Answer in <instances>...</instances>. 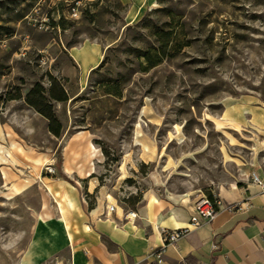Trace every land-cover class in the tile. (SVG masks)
I'll use <instances>...</instances> for the list:
<instances>
[{
	"label": "rangeland",
	"instance_id": "1",
	"mask_svg": "<svg viewBox=\"0 0 264 264\" xmlns=\"http://www.w3.org/2000/svg\"><path fill=\"white\" fill-rule=\"evenodd\" d=\"M80 12L73 18L70 6L55 8L52 0H0V146L12 160L2 166L5 178L0 171V264L58 261L39 263L57 249V238L41 231L39 220L63 219L70 234L77 217L57 215L60 198L45 189L56 181L74 194L78 188L93 209L97 199L116 205L120 216L150 183L208 197L204 191L238 178L244 165L264 172V0H94ZM171 29L184 47L145 71L154 35ZM87 44L102 48V65L80 75L66 51ZM50 77L69 97L52 103L64 148L41 174L31 168L23 175L13 166L14 140L43 148L59 143L44 118L23 100L7 98L16 89L25 96L36 83L48 89ZM89 145L98 150L93 157ZM140 159L153 162L144 166ZM126 161L138 164L137 172ZM63 164L75 173L93 164L92 176L65 177ZM25 178L30 187L15 195L11 188ZM88 185L97 187L89 198Z\"/></svg>",
	"mask_w": 264,
	"mask_h": 264
},
{
	"label": "crops",
	"instance_id": "2",
	"mask_svg": "<svg viewBox=\"0 0 264 264\" xmlns=\"http://www.w3.org/2000/svg\"><path fill=\"white\" fill-rule=\"evenodd\" d=\"M121 1L125 4L129 2ZM73 48L66 53L80 75L94 72L96 69L90 58L98 62L102 48L97 44L76 48L80 56L78 59L72 55ZM85 48H88L90 57L83 62L81 57L84 56ZM57 58L56 67L60 63ZM62 73L67 76L65 72ZM17 140L12 143L15 159L13 166L23 175L32 174L33 171L37 175L41 174V166L46 165L48 160L53 161V153L56 154L64 148L59 139H55L59 144L52 148H43L29 142L27 138ZM145 154L150 156L152 153L148 150ZM152 162L140 159L138 164L147 166ZM138 164L130 167L126 161L125 167L134 173L137 172ZM66 167L68 166L63 164L61 172L68 177ZM170 170L168 168L164 172ZM81 171L87 172L85 169ZM240 173L238 178H225L204 192H208L211 197H217L225 206L249 201L244 210L237 213L220 211L211 223L189 231L174 245L163 244V231L188 228L194 203L204 194H191L185 189L179 191L168 184L162 187L150 183L152 186L141 193L138 202L128 210H120L119 216L116 205L115 213L109 214L107 207L113 205L97 199V206L102 202L103 208L89 209L77 187L74 194L67 191L66 186H62L61 191L69 194L75 201V209L66 213L76 215L77 229L70 233L71 241L68 239V232L59 229L58 237H52L53 240L57 238L56 251L47 252L39 263L59 256L55 264H264V193L252 184L251 179V176L255 175L264 180V172L244 165ZM74 175L80 182L87 180L80 178L75 172ZM57 182L65 181L59 180L51 185L60 190ZM96 190V186L93 185L90 189L88 185L85 194L92 196ZM127 211L137 213L139 225H132L130 220L124 219ZM57 215L61 216L58 207ZM85 251H88L89 255L85 256Z\"/></svg>",
	"mask_w": 264,
	"mask_h": 264
},
{
	"label": "trees",
	"instance_id": "3",
	"mask_svg": "<svg viewBox=\"0 0 264 264\" xmlns=\"http://www.w3.org/2000/svg\"><path fill=\"white\" fill-rule=\"evenodd\" d=\"M171 16L173 15L170 13ZM179 33L183 30V25L178 23ZM158 38V41H155L157 44L149 47L145 52L143 59L145 62V71L151 70L159 66L163 60L167 57L168 52L175 51L179 52L184 45L180 44L179 40L176 39L177 32L174 29L168 31L162 35H154ZM102 63L99 65L100 68ZM49 88L45 89L41 84L36 83L29 92L23 96L19 89H16L15 94L10 95L8 101H19L23 100L25 104L31 107L37 114L44 118L47 122V130L51 136L56 139L62 137V125L60 121L54 114V108L52 103H66L69 100V97L64 89V87L56 79L49 78ZM89 198L88 195H86ZM208 198L212 199L211 196ZM139 198L128 200V204L131 206L138 202ZM132 203V204H131ZM90 209H93L92 205H89Z\"/></svg>",
	"mask_w": 264,
	"mask_h": 264
},
{
	"label": "built area",
	"instance_id": "4",
	"mask_svg": "<svg viewBox=\"0 0 264 264\" xmlns=\"http://www.w3.org/2000/svg\"><path fill=\"white\" fill-rule=\"evenodd\" d=\"M94 0H52L54 7L56 8L57 4L63 3L67 7L71 8V17L76 18L80 15V9L84 6V3H92ZM47 173L52 174L53 169L47 168ZM253 184L258 187V189L264 193V180H260L257 176L252 175ZM249 201H246L244 204L234 205V206H225L222 202L215 196L212 199L208 197H200L193 206L192 215L189 220L188 228L178 230V231H163L162 241L164 245H174L177 241L186 235L189 231L193 229H198L206 224L211 223L216 215L220 211H225L228 213H237L244 210V207L248 204ZM116 207L108 206L107 213L114 214ZM125 220H130L132 225H139L137 213L134 211H127ZM84 255H89L88 251L84 252Z\"/></svg>",
	"mask_w": 264,
	"mask_h": 264
},
{
	"label": "bare ground",
	"instance_id": "5",
	"mask_svg": "<svg viewBox=\"0 0 264 264\" xmlns=\"http://www.w3.org/2000/svg\"><path fill=\"white\" fill-rule=\"evenodd\" d=\"M72 55L76 59H78L80 57L78 49L73 48L72 49ZM83 55L84 56H82L81 58H82L83 62H85L86 59L88 57H90L88 48H85ZM90 61L94 64V69H97L101 63L100 61H102V55L98 56V62L93 61L91 58H90ZM261 146L264 149V141L261 143ZM88 152H89L90 156L93 157L98 152V150L96 148H94L92 145H89ZM10 163L12 164L11 152L8 149H4L2 146H0V171H1V174L3 175L4 178H5V173L2 171V169H3L2 166L8 165ZM92 166H93V164H91V167H90L88 172H82L81 170H78L77 175L83 179L90 178L92 175V171H93ZM65 170H66V173L68 175L74 174V172H72V169L70 167H66ZM57 183H58L57 185H58L60 190H56L54 188V186H51V185L45 186V189L48 193H53L55 199L60 198L59 201L55 200L54 203L57 205V207L59 209V213H61V215L63 216L64 212H68L69 210H74L76 207V204H75L74 199L69 194L65 193L64 191H61L62 186H69V188L71 190H74V188L72 186L68 185L66 182H57ZM76 185L79 186V183L76 182ZM29 187H30V180L28 178H25L23 180V184L21 186H19V187L13 186L11 188V191H13L15 193V195H20L23 192H25ZM106 199L108 201L112 200L111 196H109V195L106 197ZM103 206H104V204L102 202H99L96 209H102ZM93 212H94V210H93ZM39 226H40L41 231L50 232L51 237H57V235H58L57 230L55 229V226L59 227V229H65L67 231V225L63 219H60V220H51L50 219V220H48L47 218L42 217L39 220ZM67 235H68V239L71 241L72 240L71 235L69 233ZM23 264H27V261L24 260Z\"/></svg>",
	"mask_w": 264,
	"mask_h": 264
}]
</instances>
